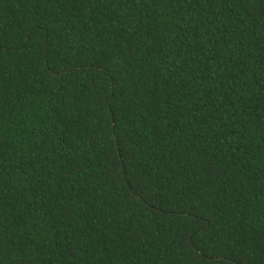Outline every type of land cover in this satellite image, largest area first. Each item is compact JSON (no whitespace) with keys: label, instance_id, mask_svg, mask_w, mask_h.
I'll return each mask as SVG.
<instances>
[{"label":"trees","instance_id":"16d2710c","mask_svg":"<svg viewBox=\"0 0 264 264\" xmlns=\"http://www.w3.org/2000/svg\"><path fill=\"white\" fill-rule=\"evenodd\" d=\"M0 264H264V0H0Z\"/></svg>","mask_w":264,"mask_h":264}]
</instances>
